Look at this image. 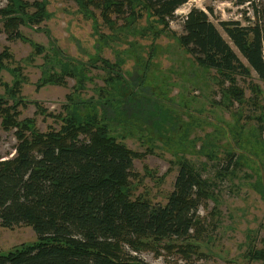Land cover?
Returning a JSON list of instances; mask_svg holds the SVG:
<instances>
[{"label": "rangeland", "instance_id": "374dc122", "mask_svg": "<svg viewBox=\"0 0 264 264\" xmlns=\"http://www.w3.org/2000/svg\"><path fill=\"white\" fill-rule=\"evenodd\" d=\"M21 1L27 20L14 21L9 35L0 14V53L8 55L0 99L14 106L18 121L59 129L72 94L91 101L97 121L135 154L131 199L165 204L183 163L204 182L197 236L140 238L141 248L126 244V253L142 264H264V80L254 71L202 66L179 40L185 15L197 7L233 46L220 21L248 24L251 4L188 0L168 24L136 6L140 16L129 25L115 19L126 5L105 13L78 0ZM10 5L0 0V11ZM71 65L78 76L64 74ZM3 120L0 112V153L12 156L15 128H4ZM37 240L29 225H0V252Z\"/></svg>", "mask_w": 264, "mask_h": 264}, {"label": "trees", "instance_id": "16d2710c", "mask_svg": "<svg viewBox=\"0 0 264 264\" xmlns=\"http://www.w3.org/2000/svg\"><path fill=\"white\" fill-rule=\"evenodd\" d=\"M244 1L252 6V21H220L237 51L208 13L197 7L185 15L179 40L202 66L229 74L254 71L264 80V0H240ZM10 2L0 11L8 35L14 21L27 20L18 9L24 3ZM78 2L82 6L97 3L105 13L124 12L126 5V13L115 19H127L124 22L131 25L132 17L140 16L135 14L136 6L168 24L188 0ZM7 56L0 53V71ZM72 67L64 68V74L78 76L79 69ZM50 82L45 79V84ZM78 98L73 100L70 94V104L59 117L60 128L47 132L32 119L18 121L14 106L0 99L3 126L15 128L17 139L12 156L0 153V225H29L38 237L33 244L0 252V264H142L126 253V244L139 249L140 238L185 240L199 232V207L206 196L201 175L183 163L165 204L131 199L129 179L135 154L97 121L91 101ZM233 162L231 158L224 169L229 171Z\"/></svg>", "mask_w": 264, "mask_h": 264}]
</instances>
